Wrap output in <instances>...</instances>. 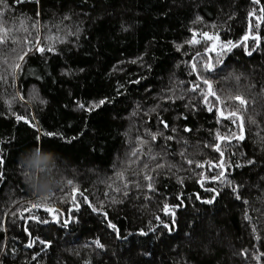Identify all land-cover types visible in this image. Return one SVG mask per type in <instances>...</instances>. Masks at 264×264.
<instances>
[{
	"label": "trees",
	"instance_id": "1",
	"mask_svg": "<svg viewBox=\"0 0 264 264\" xmlns=\"http://www.w3.org/2000/svg\"><path fill=\"white\" fill-rule=\"evenodd\" d=\"M8 3L9 25L37 21L27 41L38 36L46 50L37 51L19 32L17 40L25 42L9 41L0 57V72L20 64L0 83V264H264V22L260 47L251 56L253 41L242 39L249 11L259 14L264 0L258 5L252 0ZM194 32L197 39L199 33H215L220 43L238 46L222 55L219 44L205 51L212 42L187 43ZM22 50L28 54L18 60ZM206 62L215 70H204ZM201 76L218 93L249 101L243 139H217V133L240 130L215 109L208 111L200 92L192 90L196 84L206 87ZM102 98L108 102L93 111L78 107ZM18 115L24 120H16ZM38 136L44 150L59 154L67 180L88 198L83 202L77 195V208L64 199L69 192L64 186L48 201L56 211L33 210L47 224L28 220L27 212L20 219L17 211L19 202L27 207L37 201L23 182L19 157L38 145ZM142 138L144 153L133 157ZM220 161L223 170L209 167ZM220 171L224 179L213 180ZM120 172L128 187L116 191L122 188ZM89 204L103 207L94 212Z\"/></svg>",
	"mask_w": 264,
	"mask_h": 264
},
{
	"label": "snow or ice",
	"instance_id": "2",
	"mask_svg": "<svg viewBox=\"0 0 264 264\" xmlns=\"http://www.w3.org/2000/svg\"><path fill=\"white\" fill-rule=\"evenodd\" d=\"M20 2H23V0H13V4H18ZM252 2L254 4L258 5L260 3V0H252ZM9 10H11V6L9 5L8 0H0V57L3 56V51H4L3 46L4 45H6L9 41H11L13 44L23 43V42L27 41V36H31V34H32L30 29H35L37 26V23H38L37 21H33L31 23V25L29 26V25L25 24V20H27V18H24V20L17 19L14 22L15 26L12 27L9 25V22L6 20V15H5L6 12ZM248 15L250 18L249 19V25H248V32L244 35V37L242 39H243V41L246 42L251 38V40L253 41V46H252L251 50L247 51V49H246L247 54L249 56H251L253 54V52L257 51V49L260 47L261 37L259 35V29H260L261 23L264 22V7H261L259 9V14H257L256 9H253V10L249 11ZM253 17H255V20L252 19ZM199 20H200V18L197 17V21H199ZM19 32L26 33L25 41L17 40L16 35ZM199 36L201 37V39H203L206 42H208V41L212 42L209 46L206 47L205 51H215L217 48V45L219 44L220 53L218 55L224 54L225 51L227 49H229L230 47H237L238 46L237 44H234L231 40L224 42V43H220V37L218 34H215V33L210 34L209 32H202V33H199ZM47 39L53 40L54 38L48 37ZM201 39H197V33L194 32L192 38H190L187 41V43L190 45L200 44ZM27 43H29L30 45L35 47V49L41 53H43L46 50L45 47L40 46L38 36H37V39L35 41H27ZM11 51L16 52V49L13 48ZM47 51H53V46L47 47ZM27 54H28L27 51H23L22 55H20V54L17 55V59L23 60L24 56ZM200 55H201L200 52L195 53V56H197V57H199ZM221 62H222L221 60L217 59L215 63L219 64ZM3 63L7 64L8 61L5 59L3 61ZM198 66H199V62L198 61L194 62L191 65L192 71L196 72ZM19 68H20L19 63L10 64L8 69H5L3 72H0V83H3L5 81L9 69L11 70L12 74L14 75L15 70L19 69ZM203 68L206 71L212 72L215 70V64H213L212 62H206L203 64ZM200 79L202 81V84L206 87L202 89L200 84H196L192 90L200 92V95H201V98H202L204 104L208 107V111H212L213 109H215L219 118L230 120L231 123L234 125H237V127L240 130L239 135L236 132H229L226 135H221L220 133H217V139L219 141H224V142H230L232 139H236V140L243 139L244 138L243 137V131H244V115H243V113L246 111V106L248 105L249 101L241 94L232 95L229 93V94L225 95L222 92L218 93V91L213 88V85L208 78L201 76ZM15 99H16V97L13 94V99L9 101V107L11 106V104L13 102H15ZM107 102H108L107 98H102L98 102H94L88 106H86L85 103H79L78 107L83 111L90 112V111H93V110L101 107L102 105H104ZM16 120H18V121L24 120V116L18 115V116H16ZM25 122H27V121H25ZM250 122L256 123V121L251 120V118H250ZM164 126L167 127V124H165ZM43 135L48 136V137H52V136H55L58 134L43 133ZM146 135H147V137H150L151 140L156 139V135L151 133V132H148ZM61 138L63 139V137H61ZM168 139H171V137H168ZM68 142H71V141L69 140ZM138 142L141 144V147L136 149V151L132 152L131 155L133 157H138L144 153L143 145L145 143V140L142 138ZM39 143H40V137L38 136L37 137V144L39 145ZM215 150L217 152H219L221 156H223V152L221 151L219 144H217L215 146ZM150 158L155 159V156H150ZM188 163L191 164V163H193V161L189 160ZM2 166H3V158L0 157V181H2V179H3V167ZM196 166L203 168L204 164H197ZM142 167L148 168L147 163L142 164ZM156 167L160 168V167H163V165L157 164ZM209 167H218L221 170H223V168L225 167V162L220 161L219 164H217V165L209 164ZM237 167H239V165H237ZM138 174L139 173H137V175ZM117 179L121 180L123 183H122V188L120 186H118L115 190L120 191L122 189H127L128 181L124 175V172L118 173ZM144 179L147 181H152L153 178L150 175H145ZM212 179L213 180H223L224 179V172L220 171L219 173H217L216 176L212 177ZM65 186L69 190L68 195H66L64 197V199L66 201H71L78 208L79 204L77 203V195H79L80 197L83 198V202H88V198L86 196H84L83 192H79L78 187L74 184V182L72 180H67ZM147 187L150 190H154L152 183H148ZM208 191H215V189H208ZM233 191H236L235 187H233ZM125 194H127V193L125 192ZM49 200H50V198L46 197V198H44V202H39L37 200L36 202L33 203L31 201H28V202H26L27 207H24L25 202H19L20 208H18L17 211H19V213H20V219H25L24 213L27 212V213L31 214L27 217L28 220H36L37 222L44 223V224L49 223V221L47 219L40 220L38 215L33 213L34 209H39L41 207H43L45 209V211H48L50 213L56 211L52 207V205H50L48 203ZM211 202H212V200L206 201V203H211ZM89 206L92 208V211H94V212L99 211L103 207V205H101L100 209H98L96 206H92L91 204H89ZM167 207L168 206L165 205V208H167ZM11 215L15 216L16 212H12ZM104 215L106 216L107 214L104 213ZM109 226L114 231H117L115 224H109ZM163 226L166 228L168 227L167 224H164ZM253 231L255 232L256 229L254 228ZM141 234H144V233H141ZM35 243H36V239H33L30 243L27 244V247L31 248L33 246V244H35ZM39 243L41 245H45V247L47 246L46 242L43 240H40ZM95 243L98 247H102V245H100L99 241H96ZM245 254L247 255V250H245ZM37 255H39V254L37 253ZM253 258L256 260H260L261 257L259 255H256ZM33 259H35V256L33 257Z\"/></svg>",
	"mask_w": 264,
	"mask_h": 264
},
{
	"label": "clouds",
	"instance_id": "3",
	"mask_svg": "<svg viewBox=\"0 0 264 264\" xmlns=\"http://www.w3.org/2000/svg\"><path fill=\"white\" fill-rule=\"evenodd\" d=\"M60 159L59 154L44 150L40 145L20 154L23 182L39 202L52 198L66 184L67 176Z\"/></svg>",
	"mask_w": 264,
	"mask_h": 264
}]
</instances>
